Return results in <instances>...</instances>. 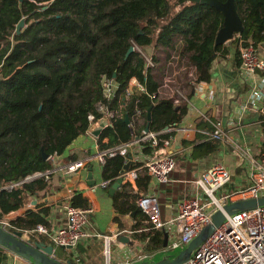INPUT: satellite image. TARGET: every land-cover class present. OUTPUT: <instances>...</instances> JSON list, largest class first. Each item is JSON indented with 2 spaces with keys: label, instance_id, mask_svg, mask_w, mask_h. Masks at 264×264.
<instances>
[{
  "label": "trees",
  "instance_id": "16d2710c",
  "mask_svg": "<svg viewBox=\"0 0 264 264\" xmlns=\"http://www.w3.org/2000/svg\"><path fill=\"white\" fill-rule=\"evenodd\" d=\"M235 3L245 26L241 38L256 45L264 42V0ZM22 18L25 27L17 34ZM223 23L222 11L192 0H0V218L24 207L27 194L46 189L49 180L40 177L12 190L4 189L5 183L51 168L45 154L66 153L87 133L89 114L99 118L96 104L107 101L104 77L118 85L110 107L118 104L133 77L145 90L135 88L124 117L99 137L101 148L132 140L136 133L125 116L131 119L135 104L145 117L151 110L152 130L181 122L187 102L178 108L172 99L153 97L160 86L158 76L147 69L140 52H127L134 44L149 53L152 46L158 50L181 44L180 51L196 68V83L189 84L196 88L211 77L214 59L223 47L215 40ZM124 163L122 155L108 157L103 178L114 183ZM124 203L122 212L137 210L136 218L147 219L137 203ZM139 226L134 225V230ZM150 233L142 237L150 236L152 244L161 247L162 232Z\"/></svg>",
  "mask_w": 264,
  "mask_h": 264
},
{
  "label": "built area",
  "instance_id": "2783aa9c",
  "mask_svg": "<svg viewBox=\"0 0 264 264\" xmlns=\"http://www.w3.org/2000/svg\"><path fill=\"white\" fill-rule=\"evenodd\" d=\"M235 37L240 40V69L244 74L253 76L258 71L264 70V56L259 55L257 45L253 41L241 38L240 34ZM134 48L136 51L142 52L137 44H134ZM171 49L174 51L170 52L169 55H165L162 58L163 62L161 59H156V61L153 58L154 56L151 55H145L144 57L147 62V69L152 68L156 72L163 66L164 81L160 82L159 89L153 94V97L157 95L160 98L172 99L177 106L183 101H189L187 94L184 92V82L179 81L178 78L182 80L186 76L189 84H195L197 71L188 57L187 60L190 62L191 69L188 70V67L184 65L185 54L180 51L179 45L170 48L169 51ZM261 79L260 84L253 85L248 99L264 114V76ZM102 86L107 101H99L96 104V110L100 114L99 118L102 116L108 117L112 127L118 119L124 117V109L128 105L135 88H139L141 91L145 90V85L139 82L136 77H133L125 90L124 96L118 100V104L110 107L109 102L114 98L118 85L113 78L104 77ZM163 88L167 91L165 95L162 91ZM99 118L96 114L90 113L88 116L90 126ZM207 119L210 122V127L207 128L189 125L182 120L166 126L160 131L151 128L147 130L146 127L150 121L146 120L144 110L139 107L136 109L135 104V112L129 121L132 130L136 133L132 140L108 148H101L99 138L92 135L96 141V151L94 153L60 164L57 160L59 154L55 152L48 156L53 164L51 168L28 175L21 181L7 182L4 188L12 190L25 182L40 177L49 180L51 175L55 173H78L93 161L104 166L108 157L118 154L124 156L125 163L130 160L131 164H139L137 167L129 168L124 173H120L118 178L123 177L122 183L127 185L135 182L139 175L144 172L158 180L159 183H170L172 181L171 174L177 166L174 147L177 143L175 135L178 132H196L202 135L205 134L207 137L220 142H232L221 121ZM87 134L90 133L87 131ZM234 147L239 156L245 161L246 185L236 183L231 177L229 168L224 163H216L195 178L196 188L193 194L184 196L177 204V214L165 221L161 216V202L157 194L147 193L138 197L136 203L141 212L146 214L148 222L147 226L142 227V232L155 230L165 232L166 230L169 241L162 250L134 255L133 261L144 260L145 264L151 263L153 261H149V258L153 257L158 251L187 247L205 228L214 223L212 214L217 210H222L226 218L224 222L216 227L211 234L207 235L202 244L194 249L182 264H264V205L236 210L232 214H228L224 210L226 204L252 198H263L264 155L254 157L247 149L241 148L238 144H234ZM144 148H148V154L143 160L138 153ZM113 180L107 179L95 184L93 189L98 187L107 188ZM64 210L67 216L65 225L50 229L43 224H36L32 232L45 234L51 239L53 245L67 249L76 247L82 239L100 235L88 229L90 219L94 213L93 206L66 204ZM4 225H10V223H4ZM115 236L117 234L103 235L107 258L106 264L112 263L111 244ZM132 260L126 259L118 264H132Z\"/></svg>",
  "mask_w": 264,
  "mask_h": 264
},
{
  "label": "crops",
  "instance_id": "0c3cea01",
  "mask_svg": "<svg viewBox=\"0 0 264 264\" xmlns=\"http://www.w3.org/2000/svg\"><path fill=\"white\" fill-rule=\"evenodd\" d=\"M235 38L225 42L220 52L217 53L209 81H201L196 85V88L191 87L188 81L184 83L189 101H183L177 105L179 108L187 102V111L182 117L186 124L207 128L210 127L207 118L221 121L232 142H220L196 132H178L175 135L177 143L174 147L177 166L171 174L172 181L170 183H159L158 180L144 172L135 182L127 185L121 183L114 189V192L110 191L113 183L107 188L93 189L95 184L106 180L102 176L103 166L96 161L91 162L78 173H55L51 175L46 189L34 194L28 193L24 207L5 214L0 218V225L10 231H21L24 239L43 241L48 245H53L47 235L32 232L37 220L42 219L44 220L43 225L55 229L67 223L64 210L66 204L91 205L94 207V213L88 229L100 235L82 239L74 248L67 249L53 245L54 256L67 264H101V262H96V259L94 260V255H97V252L93 248V243L102 242L104 246L103 235L117 234L112 240V243L115 242L117 246L116 250H112L111 264H118L126 259L132 260L136 254L162 250L163 247H166L164 242L161 247H155L150 236L143 238V233L152 234L150 231L142 232V227L148 225L147 220H142L141 215L136 218L137 210L128 213L122 212L120 210L121 203L125 202L124 204L128 206L131 203H136L139 196L155 193L161 202L162 219L168 220L177 214L178 202L184 196L192 195L195 191V178L216 163H224L229 168L233 180L241 185H246L245 161L237 153L234 144L247 149L254 157L264 155V114L248 99L253 85L261 83L264 70L258 71L253 76L244 74L240 69V40L237 41ZM161 48H159L161 49L160 53L168 49ZM257 48L259 55L264 56V42L258 43ZM154 52L150 53L151 56L156 54ZM146 119L148 118L146 117ZM93 136L87 133L80 136L78 139H83V143H79L80 147L71 150L75 140L66 153L58 155V163L64 164L94 153L96 141ZM188 140L196 141L186 144ZM76 152H81L79 157H69ZM138 154L144 160L148 150L144 148ZM138 165L132 163L130 168ZM90 166H92V178L89 179ZM92 180L95 181V184H90ZM115 200L117 205H115ZM30 209L33 213L27 215V211ZM4 223H10V225H4ZM137 223H140V228L135 231L134 225ZM161 232L164 239V232ZM121 236L124 237L123 240L120 239ZM98 238L102 240L98 241ZM139 262L142 261H133L132 264H140ZM0 264L35 263L4 249L0 250ZM142 264H145V261Z\"/></svg>",
  "mask_w": 264,
  "mask_h": 264
},
{
  "label": "water",
  "instance_id": "95a60500",
  "mask_svg": "<svg viewBox=\"0 0 264 264\" xmlns=\"http://www.w3.org/2000/svg\"><path fill=\"white\" fill-rule=\"evenodd\" d=\"M23 1V0H20ZM194 2H202L209 4L216 8L217 10L222 11L223 13V26L220 28L216 35V45L224 44L225 42L233 39L237 34H240L245 26L244 21L241 19L235 0H192ZM25 26V19L22 18L16 27V33L20 34L22 29ZM135 50L134 46H131L127 52V55L132 53ZM148 121L151 119V110H148L147 113ZM125 121L129 123V115L126 114ZM110 126V121L107 116H102L99 118L92 126L89 127L88 132L95 137L99 138L104 130ZM150 128V123H148L146 129ZM131 157V155H129ZM46 159L48 155L44 156ZM131 165V161L129 160L124 164L123 169L121 170V174L125 171L129 170ZM88 178H92V166L89 167V175ZM123 182V177H119L111 186L110 191L114 192V189L119 187ZM90 184H95V181H90ZM257 205H264V196L263 198H252L246 199L244 201H237L234 203L226 204L224 206L225 212L228 214H232L236 210H244L252 207H256ZM212 218L214 223L204 231H202L195 240H193L182 252H180L175 258L162 261H155L152 263L146 264H182L184 263L188 257L191 255L192 251L199 247L202 242L205 240V237L211 234L216 227L220 226L225 218V213L222 210H217L212 214ZM123 236L120 237L123 240ZM168 232L165 230L164 232V246H166L168 242ZM27 240V241H26ZM8 249L17 255L21 256L24 259L34 261L35 264H67L63 261L58 260L54 256V247L53 245H48L43 241H36L32 243L30 239H24L23 233L21 231H10L6 229L4 226L0 225V250Z\"/></svg>",
  "mask_w": 264,
  "mask_h": 264
},
{
  "label": "rangeland",
  "instance_id": "374dc122",
  "mask_svg": "<svg viewBox=\"0 0 264 264\" xmlns=\"http://www.w3.org/2000/svg\"><path fill=\"white\" fill-rule=\"evenodd\" d=\"M25 27V26H24ZM178 45H180L181 46V44H178ZM141 49H142V52H141V54L143 55V56H145V55H151L150 53H153L154 52V47L152 46V47H150L149 48V50L148 51H150V53L149 52H147L145 49H143L142 47H140ZM169 49L170 48H168V49H166L165 51H163V53H160L159 51H160V49L158 48V50L156 49L155 50V52L154 53H156L155 54V56L157 57V58H159V59H161V58H163L165 55H169L170 54V52L172 53L174 50L173 49H171L170 51H169ZM168 51H169V53H168ZM166 53V54H165ZM168 53V54H167ZM188 55L187 54H185V58H184V65L185 66H187L188 67V70H190L191 69V67H190V62L187 60L188 58ZM163 62V61H162ZM161 62V64H163ZM163 66H161V68L158 70V71H156L155 72V74L158 76V81L159 82H161L162 83V81H164V77H163V74H164V72H163V68H162ZM183 72V71H182ZM179 79V81H183L184 83L185 82H187L188 80H186V76H184L183 78H182V80L180 79V78H178ZM189 82V81H188ZM162 91L164 92V95H165V93H167V91L163 88L162 89ZM184 92L186 93V89H184ZM81 142L83 143V139H78V140H76L75 141V143L73 144V146L71 147V150H75L77 147H80L79 146V143L81 144ZM98 241H101L102 239L101 238H98L97 239ZM131 243H133V241H131ZM116 246H117V244L114 242V243H112L111 244V251L113 250H116ZM186 247V246H185ZM185 247H179V248H176V249H169V250H166V251H158L153 257H151V258H149V261H162V260H166V258H169V259H172V258H175L180 252H182L184 249H185ZM93 248L95 249V251L97 252V255H94V260L96 261V262H101V264H106V254H105V247L103 246V243L102 242H94L93 243ZM144 261H142V262H139L140 264H142ZM152 263V262H151Z\"/></svg>",
  "mask_w": 264,
  "mask_h": 264
},
{
  "label": "flooded vegetation",
  "instance_id": "af4514ba",
  "mask_svg": "<svg viewBox=\"0 0 264 264\" xmlns=\"http://www.w3.org/2000/svg\"><path fill=\"white\" fill-rule=\"evenodd\" d=\"M27 241V240H26ZM32 243L36 242L35 240H30Z\"/></svg>",
  "mask_w": 264,
  "mask_h": 264
}]
</instances>
